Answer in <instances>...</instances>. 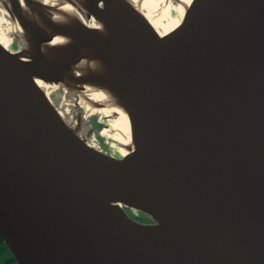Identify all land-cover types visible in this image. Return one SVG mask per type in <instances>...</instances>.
<instances>
[{"label": "water", "instance_id": "water-1", "mask_svg": "<svg viewBox=\"0 0 264 264\" xmlns=\"http://www.w3.org/2000/svg\"><path fill=\"white\" fill-rule=\"evenodd\" d=\"M98 2L135 25L137 154L86 143L6 69L18 71L0 45V234L17 262L264 264V175L232 128L236 88L264 78V0H197L146 55L140 16Z\"/></svg>", "mask_w": 264, "mask_h": 264}, {"label": "bare ground", "instance_id": "bare-ground-1", "mask_svg": "<svg viewBox=\"0 0 264 264\" xmlns=\"http://www.w3.org/2000/svg\"><path fill=\"white\" fill-rule=\"evenodd\" d=\"M131 9L147 35L140 55L163 45L180 27L197 0H115ZM98 0H0V45L10 52L18 71L6 67L16 78L26 82L61 119L86 143L90 132L62 108L52 103L49 91L61 85L79 90L91 109L113 118L114 137L125 157L137 154V107L132 102L134 79L139 64L128 53L135 25L124 19L121 11H99ZM101 5V3H99ZM178 12L180 17L173 15ZM52 23L68 29L56 31ZM140 27V28H141ZM43 33L52 34L48 42H39ZM28 47L10 49L13 38ZM77 55V56H76ZM45 64L59 80L48 79L36 70ZM233 100L240 113L233 118V131L247 148V160L264 175V78L258 77L242 89L236 88ZM110 135L108 129L103 131ZM250 144V146H249ZM249 147V148H248ZM118 207L120 201L112 200Z\"/></svg>", "mask_w": 264, "mask_h": 264}, {"label": "rangeland", "instance_id": "rangeland-1", "mask_svg": "<svg viewBox=\"0 0 264 264\" xmlns=\"http://www.w3.org/2000/svg\"><path fill=\"white\" fill-rule=\"evenodd\" d=\"M174 2L178 4L177 0H174ZM173 15L180 17L178 12L175 11ZM28 46V44H24L19 38L14 37L10 44V49L18 52ZM48 96L52 103L60 108L64 104L70 116L82 123L83 127L90 132L89 141L92 144H97L101 150L113 156H123L120 144L114 137L113 118L105 115L104 112L91 109L79 90L57 85L49 91ZM97 123L102 124L100 129L97 128ZM106 129L110 131L109 136L103 133ZM123 208L132 216H138L137 211L134 209Z\"/></svg>", "mask_w": 264, "mask_h": 264}, {"label": "trees", "instance_id": "trees-1", "mask_svg": "<svg viewBox=\"0 0 264 264\" xmlns=\"http://www.w3.org/2000/svg\"><path fill=\"white\" fill-rule=\"evenodd\" d=\"M102 124L97 123V128L100 129ZM137 219L148 222L149 218L143 212H139V215L136 216ZM0 264H19L14 257L12 251L8 247L7 243L4 241L2 235L0 234Z\"/></svg>", "mask_w": 264, "mask_h": 264}, {"label": "flooded vegetation", "instance_id": "flooded-vegetation-1", "mask_svg": "<svg viewBox=\"0 0 264 264\" xmlns=\"http://www.w3.org/2000/svg\"><path fill=\"white\" fill-rule=\"evenodd\" d=\"M148 222H151V219H149V221Z\"/></svg>", "mask_w": 264, "mask_h": 264}]
</instances>
